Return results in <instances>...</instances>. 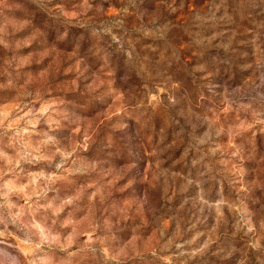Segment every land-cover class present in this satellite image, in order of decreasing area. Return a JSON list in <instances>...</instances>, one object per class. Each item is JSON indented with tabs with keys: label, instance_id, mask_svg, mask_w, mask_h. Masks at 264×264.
<instances>
[{
	"label": "rangeland",
	"instance_id": "1",
	"mask_svg": "<svg viewBox=\"0 0 264 264\" xmlns=\"http://www.w3.org/2000/svg\"><path fill=\"white\" fill-rule=\"evenodd\" d=\"M0 264H264V0H0Z\"/></svg>",
	"mask_w": 264,
	"mask_h": 264
}]
</instances>
